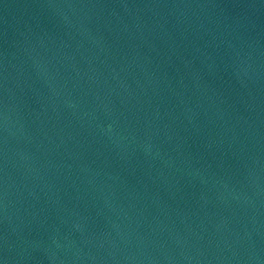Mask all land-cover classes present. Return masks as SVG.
<instances>
[{"label": "water", "instance_id": "obj_1", "mask_svg": "<svg viewBox=\"0 0 264 264\" xmlns=\"http://www.w3.org/2000/svg\"><path fill=\"white\" fill-rule=\"evenodd\" d=\"M0 264H264V0H0Z\"/></svg>", "mask_w": 264, "mask_h": 264}]
</instances>
